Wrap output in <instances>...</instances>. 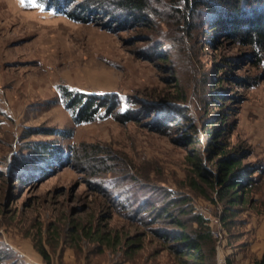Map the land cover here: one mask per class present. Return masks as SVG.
<instances>
[{
    "label": "rangeland",
    "instance_id": "rangeland-1",
    "mask_svg": "<svg viewBox=\"0 0 264 264\" xmlns=\"http://www.w3.org/2000/svg\"><path fill=\"white\" fill-rule=\"evenodd\" d=\"M100 1L109 17L95 2L72 3L84 5L85 22L36 0H0V264H190L173 240L182 232L209 233L200 262L257 264L264 72L211 12L171 45V25L130 24ZM245 9L246 19L264 14V1ZM62 87L110 96L114 112L133 118L77 124ZM213 129L221 135L203 133ZM212 140L223 150L216 157ZM224 157L250 183L232 207L197 176L196 165L216 174Z\"/></svg>",
    "mask_w": 264,
    "mask_h": 264
},
{
    "label": "trees",
    "instance_id": "trees-1",
    "mask_svg": "<svg viewBox=\"0 0 264 264\" xmlns=\"http://www.w3.org/2000/svg\"><path fill=\"white\" fill-rule=\"evenodd\" d=\"M43 5V8L53 10L58 14L67 16L76 21H87L88 16L82 14L83 8L78 6L72 8V3L75 0H36ZM87 2H95L100 9V12L106 11L100 5V0H86ZM115 9L124 14L127 19H131L130 24L137 25L150 21V24L158 22L159 24L171 25L173 27L174 38L170 39L171 45L177 41L179 37V28L186 29L187 32L193 29L195 22L200 13L211 12L215 15L216 24L219 25L224 32L233 38V40L241 47L246 49L248 58L251 59L253 67L259 68L264 72V14H256L251 19L244 18L245 8L253 7L254 4H259L264 0H109ZM94 3V4H95ZM107 17L111 14L106 12ZM164 56V55H163ZM60 95L64 107L71 112L75 123H88L101 116L113 115L115 119L122 122L129 121L133 118V112H114L115 107L110 105L111 97H95L88 96L82 93L73 92L68 88L62 87ZM216 107V106H215ZM101 113V114H100ZM224 112L215 115L221 123L226 119ZM178 118H167L165 123L166 128H170V123H177ZM214 123V120L211 122ZM150 127L156 129L153 123ZM193 126L188 131H192ZM221 129L204 130L203 133L210 135L211 138L221 135ZM210 153L216 155L221 154L222 147L217 140H212L209 144ZM232 158L224 157L217 163L218 172L215 174L207 172L201 168V165H196L200 169L197 176L200 181L218 186L219 199L226 201L229 207L243 203V197L249 182L242 181V173L236 172V166L239 162L231 161ZM197 186L196 183H193ZM176 200H171V206L177 205ZM182 213L185 210H181ZM232 214V213H229ZM195 221L202 225L204 220L200 216H196ZM178 225L180 222L176 221ZM103 236L100 235L98 240L102 241ZM209 237V233L197 234L191 237L189 234L180 233L174 236L178 247L179 257H189L192 261L190 264H205L200 262L207 257L202 252V245ZM36 250L47 261L45 248L40 240L36 243ZM188 261V260H186ZM257 264H264V255L257 261Z\"/></svg>",
    "mask_w": 264,
    "mask_h": 264
},
{
    "label": "snow or ice",
    "instance_id": "snow-or-ice-1",
    "mask_svg": "<svg viewBox=\"0 0 264 264\" xmlns=\"http://www.w3.org/2000/svg\"><path fill=\"white\" fill-rule=\"evenodd\" d=\"M20 2L23 4L24 3V0H20Z\"/></svg>",
    "mask_w": 264,
    "mask_h": 264
},
{
    "label": "built area",
    "instance_id": "built-area-1",
    "mask_svg": "<svg viewBox=\"0 0 264 264\" xmlns=\"http://www.w3.org/2000/svg\"><path fill=\"white\" fill-rule=\"evenodd\" d=\"M223 261L219 260V264L222 263ZM224 264V263H223Z\"/></svg>",
    "mask_w": 264,
    "mask_h": 264
}]
</instances>
